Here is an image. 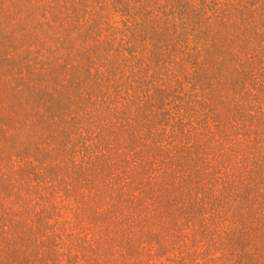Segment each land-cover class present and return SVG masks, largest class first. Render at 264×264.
<instances>
[{
  "label": "rangeland",
  "instance_id": "obj_1",
  "mask_svg": "<svg viewBox=\"0 0 264 264\" xmlns=\"http://www.w3.org/2000/svg\"><path fill=\"white\" fill-rule=\"evenodd\" d=\"M0 264H264V0H0Z\"/></svg>",
  "mask_w": 264,
  "mask_h": 264
}]
</instances>
